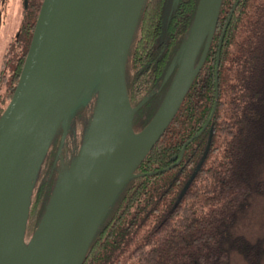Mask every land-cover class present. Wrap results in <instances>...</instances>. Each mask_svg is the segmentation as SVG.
I'll list each match as a JSON object with an SVG mask.
<instances>
[{"label": "trees", "instance_id": "1", "mask_svg": "<svg viewBox=\"0 0 264 264\" xmlns=\"http://www.w3.org/2000/svg\"><path fill=\"white\" fill-rule=\"evenodd\" d=\"M40 1L36 11L22 15L16 43L22 50L12 60L10 76L6 72L0 76L7 83V89L0 90V113L21 71ZM231 1L222 2L210 50L179 109L139 163L138 173L125 181L110 202L81 264H233V249L250 264H264V234L250 237L238 228L242 213L259 197L264 209V0H239L218 51ZM161 2L144 1L128 53L126 77L131 101L136 104L147 96L134 111L135 129L150 119L172 81L174 73L162 83L169 63L173 58L176 63L182 52L198 0L180 1L174 23L176 40L172 45L148 47L150 56L142 60L148 44L138 34L161 31ZM9 59L10 54L4 53L1 64L6 65ZM96 92L95 87L88 102H81L70 113V131L74 115L89 105ZM211 128V144L203 158ZM61 130L62 124L34 179L27 239L57 181L59 165L54 158ZM86 131L87 126L78 151ZM43 165L44 172L39 175Z\"/></svg>", "mask_w": 264, "mask_h": 264}, {"label": "water", "instance_id": "2", "mask_svg": "<svg viewBox=\"0 0 264 264\" xmlns=\"http://www.w3.org/2000/svg\"><path fill=\"white\" fill-rule=\"evenodd\" d=\"M144 1L41 0L21 71L0 113V264H81L110 202L138 173L139 163L174 117L201 69L223 0H198L172 81L150 119L135 129L134 111L147 96L132 103L126 65ZM237 1L222 27L218 51ZM174 66L173 58L162 83ZM217 78L218 73L216 97ZM95 87L99 95L102 88L105 92L102 125L93 140L91 118L75 161L58 174L46 209L27 239L31 193L44 156L62 124L61 149L70 113L88 102ZM216 102L217 98L208 118ZM212 132L213 128L203 158ZM67 170H73L71 182L59 190ZM23 250L29 253L20 259Z\"/></svg>", "mask_w": 264, "mask_h": 264}, {"label": "rangeland", "instance_id": "3", "mask_svg": "<svg viewBox=\"0 0 264 264\" xmlns=\"http://www.w3.org/2000/svg\"><path fill=\"white\" fill-rule=\"evenodd\" d=\"M11 16H13V14ZM18 18L20 19V16H18ZM18 28V26L17 28L14 27L13 24H3L0 27V76L5 74V72L7 73L6 76H10V72L12 70L11 65L13 64L12 60L22 50L21 45L8 44L7 46H5L7 38L10 37L11 33L16 32ZM4 53H6V56L9 53L10 59L8 60L6 65L3 66L1 64V60L2 56H4ZM6 85V82H2L0 80L1 91H4L5 88L7 89ZM98 95L99 92L97 91L95 95L91 98L89 105H87V107H85V109H83L81 113H77L73 117V128L67 135L66 141L63 142V145L61 146L60 150V153H62V155L58 167L59 175L60 173L62 174L67 168H69L77 157V149L82 140L83 131L86 126L88 127V124L91 121V118L94 113V108L98 100ZM43 172L44 165L41 167L39 175H42ZM254 203L256 205L254 204L242 213L238 223V228L244 231L250 237H256L258 235L264 234V209L262 198L259 197L254 201ZM231 258L233 264H250L237 249L232 250Z\"/></svg>", "mask_w": 264, "mask_h": 264}, {"label": "flooded vegetation", "instance_id": "4", "mask_svg": "<svg viewBox=\"0 0 264 264\" xmlns=\"http://www.w3.org/2000/svg\"><path fill=\"white\" fill-rule=\"evenodd\" d=\"M181 0H162L161 2V12H160V20H161V31H153L150 30L148 32H142L141 34H138V38H142L144 40V43L148 44L146 47L145 52L143 53V55L141 56L142 60H146L150 55L148 51V47H150V50H152V48H155L158 44L160 43H169L170 45H172L174 43V41L176 40L175 38V24L176 23V17L175 14L178 11V6ZM235 2V0H232L230 3V9L232 8L233 3ZM239 0L237 1L235 7H237ZM37 4H38V0H0V27L3 24H13L14 27L17 28V26L19 27L18 30L16 32L11 33L10 37L7 38V42L5 45L8 44H14L16 45V43L19 41V32H20V28L23 25L22 20H21V15L26 14V13H32L34 11H36L37 8ZM41 4V1H40ZM228 11V13H229ZM13 14V16H11ZM228 15V14H227ZM18 16H20V19L18 18ZM175 17V19H174ZM227 17V16H226ZM221 18V12L219 15V19ZM218 19V22H219ZM217 22V24H218ZM174 28V29H173ZM171 29H173L171 31ZM212 42V41H211ZM18 44V43H17ZM151 44V46H150ZM203 46L200 49V52L198 54V57L201 53ZM210 50V48H209ZM208 50V51H209ZM179 61H177L175 63V66L172 70V72L170 73L173 74L176 72L177 67H178ZM166 71V70H165ZM165 74V73H164ZM169 75V77H170ZM168 77V78H169ZM167 78V80H168ZM166 82V81H165ZM70 130L68 129L64 141H66L67 135L69 134ZM61 135H62V130L59 132L58 134V148L59 145L61 143ZM56 139V140H57ZM63 145V143H62ZM57 148V153H55V158H54V163L56 161V159L58 160V165L60 163V158L62 153H60V150H58Z\"/></svg>", "mask_w": 264, "mask_h": 264}, {"label": "bare ground", "instance_id": "5", "mask_svg": "<svg viewBox=\"0 0 264 264\" xmlns=\"http://www.w3.org/2000/svg\"><path fill=\"white\" fill-rule=\"evenodd\" d=\"M105 109H106L105 92H104V89L102 88L101 93H100L98 100L96 102L93 117H92V126H93L92 127L93 128L92 139L93 140L96 138L97 132L100 129L102 122L104 120ZM72 171L73 170H67L63 174V176L61 178V182L59 184V190H63V189H65V187L66 188L68 187L67 185H69V183L71 182L70 176H71ZM21 207H23L22 204L20 205L19 210H21ZM28 253H29L28 250L21 251L19 254L20 259H24Z\"/></svg>", "mask_w": 264, "mask_h": 264}]
</instances>
